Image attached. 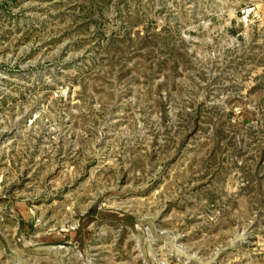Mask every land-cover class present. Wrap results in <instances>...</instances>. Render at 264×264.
I'll use <instances>...</instances> for the list:
<instances>
[{
  "label": "rangeland",
  "instance_id": "1",
  "mask_svg": "<svg viewBox=\"0 0 264 264\" xmlns=\"http://www.w3.org/2000/svg\"><path fill=\"white\" fill-rule=\"evenodd\" d=\"M0 264H264V0H0Z\"/></svg>",
  "mask_w": 264,
  "mask_h": 264
}]
</instances>
